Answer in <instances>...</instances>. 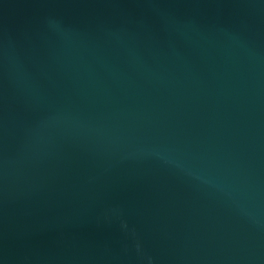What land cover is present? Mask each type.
Listing matches in <instances>:
<instances>
[{
	"label": "water",
	"instance_id": "water-1",
	"mask_svg": "<svg viewBox=\"0 0 264 264\" xmlns=\"http://www.w3.org/2000/svg\"><path fill=\"white\" fill-rule=\"evenodd\" d=\"M0 264H264V0H0Z\"/></svg>",
	"mask_w": 264,
	"mask_h": 264
}]
</instances>
